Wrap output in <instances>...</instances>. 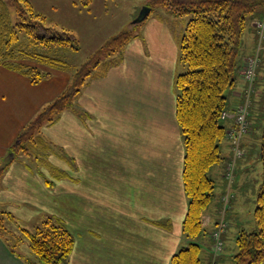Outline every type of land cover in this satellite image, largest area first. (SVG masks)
<instances>
[{
  "label": "crops",
  "instance_id": "0c3cea01",
  "mask_svg": "<svg viewBox=\"0 0 264 264\" xmlns=\"http://www.w3.org/2000/svg\"><path fill=\"white\" fill-rule=\"evenodd\" d=\"M154 8L144 19L151 20L142 33L134 34L113 55L116 62L87 81L74 108L42 126L41 136L55 151L34 157L16 154L1 177L0 208L14 216L11 229L34 230L53 216L71 230L75 243L62 264H171L173 255L190 241L183 228L189 197L183 181L185 143L175 89L176 76L185 70L180 38L186 23L182 29L152 18ZM263 18L264 11L243 34L235 82L227 90L230 116L222 119L229 131L233 111L248 102L250 115L251 107L258 109L256 125L261 131L256 134L251 122L253 128L241 143L244 154L236 158L231 177L227 165L233 151L228 137L221 143L222 160L209 170L216 181L214 196L217 191L220 198L205 209V231L195 239L202 248V264H230L239 232L256 225L251 219L245 226L236 209L233 222L228 216L235 212L237 195L248 198V191L256 206L263 176L259 148L264 122V36L256 28V20ZM252 54H258L260 64L255 90L249 94L244 70ZM76 67L52 70L45 82L35 84L0 65V167L13 156L10 150L25 126L70 84L66 71ZM221 221L228 225L225 248L215 251L212 231ZM25 241L29 246L24 239L15 253L0 236V264L35 259L32 251L29 255L18 249Z\"/></svg>",
  "mask_w": 264,
  "mask_h": 264
},
{
  "label": "trees",
  "instance_id": "16d2710c",
  "mask_svg": "<svg viewBox=\"0 0 264 264\" xmlns=\"http://www.w3.org/2000/svg\"><path fill=\"white\" fill-rule=\"evenodd\" d=\"M149 5L151 9L164 6L174 16L189 17L180 38V60L185 70L176 76L175 89L176 114L185 143L183 181L189 197L183 228L190 241L173 255L171 264H202V248L195 239L205 231L204 211L216 187L209 170L223 158L221 143L227 137L228 128L221 114L227 107V90L235 82L243 34L249 22L264 11V0H150ZM133 35L124 32L112 38L104 46L107 48L113 43L107 59H95L94 54L75 68L71 83L19 134L10 150L13 156L0 167V180L16 154L40 155L39 147L46 154L52 150L41 136L42 126L54 122L63 111L74 108L87 81L115 63L117 57L113 55ZM55 47L79 49L75 35L48 24L46 17L34 10L30 0H0V65L24 74L37 84L52 75L51 71H41L38 65L62 70L71 67L51 51ZM259 151L263 176L254 209L256 225L252 230L239 232L237 251L230 264L264 261V123ZM13 219L10 212L0 208V236L5 237L15 253L17 245L28 240L35 259L24 257L26 264H62L68 259L75 237L62 219L48 216L34 230L18 226V233L8 225Z\"/></svg>",
  "mask_w": 264,
  "mask_h": 264
},
{
  "label": "rangeland",
  "instance_id": "374dc122",
  "mask_svg": "<svg viewBox=\"0 0 264 264\" xmlns=\"http://www.w3.org/2000/svg\"><path fill=\"white\" fill-rule=\"evenodd\" d=\"M33 4L34 10L37 13L44 15L47 19L48 24L55 25L59 28L67 29L70 33L74 34L77 43L79 45L78 50H73L68 47H55L51 51H54V54L58 58H62L67 61L69 64L74 66H80L84 64L88 58L94 55L95 59H107L106 55L113 47V43L105 48L104 46L114 37L119 34L126 32L128 35L131 34H141L142 28L146 22H150L151 19L143 20L138 23H134L141 10L145 6H149L150 0H30ZM153 17L165 19L167 22H172L176 26L183 29L184 24L188 20L187 17H179L170 14L164 6H157L154 8ZM10 10L14 19H16L14 6H10ZM104 47V48H103ZM50 52V49L47 50ZM36 64V62H33ZM41 71H52L55 73L56 69L50 68L47 65L40 64L38 65ZM264 68V65H263ZM99 71V70H98ZM69 76V83L75 73V69L66 71ZM55 77V76H54ZM57 77V76H56ZM2 76L0 75V80ZM47 78L42 81L45 82ZM41 81V82H42ZM6 81L5 83H7ZM67 85H65V88ZM41 112L39 110L38 114ZM250 112V111H249ZM258 109L254 106L251 107V118L252 124L254 123L253 131L256 134H259L261 129L256 125V119L258 115ZM264 118V114H263ZM263 121V119H262ZM261 123V120H260ZM264 123V122H263ZM54 149V148H53ZM37 150V149H36ZM39 152L42 155L43 150L41 147L38 148ZM55 151V150H54ZM23 154L24 153H19ZM37 155V154H36ZM34 157L33 155H30ZM43 156V155H42ZM46 158V157H45ZM261 180V177L258 180ZM262 181V180H261ZM257 188V187H256ZM244 196V197H243ZM248 198H245V195L240 197L237 195L233 203V210L238 212V217L244 221V225L248 226L250 220H254L250 191L247 193ZM220 198L218 192H215L213 196V204ZM231 207V205H230ZM230 207L228 211L230 210ZM253 207V208H252ZM252 208V209H251ZM252 210V211H251ZM235 212L229 213L228 217L230 222L234 221ZM10 224V223H9ZM8 224V225H9ZM232 227H229L231 230ZM225 241V235H224ZM231 247H234V243L231 244ZM20 251L28 252L27 254L32 255L31 249L28 246V243L25 241L24 245L22 244Z\"/></svg>",
  "mask_w": 264,
  "mask_h": 264
},
{
  "label": "built area",
  "instance_id": "2783aa9c",
  "mask_svg": "<svg viewBox=\"0 0 264 264\" xmlns=\"http://www.w3.org/2000/svg\"><path fill=\"white\" fill-rule=\"evenodd\" d=\"M256 28L259 36H264V18L256 21ZM260 64V58L258 54H252L248 58L247 65L244 70V76L248 81V93L253 92L254 83L258 72V67ZM234 124L233 127L227 132V137L231 141V147L233 151V158L229 161L227 165V176L231 177L233 174L235 160L243 155V150L241 148V143L243 137L248 134L251 128V121L249 118V108L248 102L241 104L234 111ZM230 113L224 110L221 114V118H227ZM227 223L221 221L212 231L213 248L215 251H222L225 247L224 235L227 230Z\"/></svg>",
  "mask_w": 264,
  "mask_h": 264
},
{
  "label": "water",
  "instance_id": "95a60500",
  "mask_svg": "<svg viewBox=\"0 0 264 264\" xmlns=\"http://www.w3.org/2000/svg\"><path fill=\"white\" fill-rule=\"evenodd\" d=\"M150 12H151V7L149 6L143 7L134 23L143 21L149 15Z\"/></svg>",
  "mask_w": 264,
  "mask_h": 264
}]
</instances>
